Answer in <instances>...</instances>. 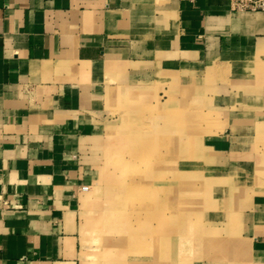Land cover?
<instances>
[{"label": "crops", "instance_id": "obj_1", "mask_svg": "<svg viewBox=\"0 0 264 264\" xmlns=\"http://www.w3.org/2000/svg\"><path fill=\"white\" fill-rule=\"evenodd\" d=\"M192 80L214 113L202 167L226 201L211 215L235 225L217 243L226 264H264V12L0 0V264H81V186L121 99Z\"/></svg>", "mask_w": 264, "mask_h": 264}, {"label": "rangeland", "instance_id": "obj_2", "mask_svg": "<svg viewBox=\"0 0 264 264\" xmlns=\"http://www.w3.org/2000/svg\"><path fill=\"white\" fill-rule=\"evenodd\" d=\"M120 108L91 152L92 181L79 212L81 264L145 254H165L171 259L159 262L168 264H213L214 253L215 264H226L227 246L217 242L235 225L211 215L226 200L213 195L202 167V133L214 126V113L199 84L142 87Z\"/></svg>", "mask_w": 264, "mask_h": 264}, {"label": "built area", "instance_id": "obj_3", "mask_svg": "<svg viewBox=\"0 0 264 264\" xmlns=\"http://www.w3.org/2000/svg\"><path fill=\"white\" fill-rule=\"evenodd\" d=\"M230 9L233 11H262L264 0H229ZM81 190L87 191L88 185H82Z\"/></svg>", "mask_w": 264, "mask_h": 264}, {"label": "bare ground", "instance_id": "obj_4", "mask_svg": "<svg viewBox=\"0 0 264 264\" xmlns=\"http://www.w3.org/2000/svg\"><path fill=\"white\" fill-rule=\"evenodd\" d=\"M99 223H100L101 226L103 225L102 222H99ZM105 223H107V222H105ZM105 223H104V226H105V228L107 230H108V228H112L111 227L112 225H108V224L105 225ZM107 254L108 253H105V256H107ZM142 257H146L147 258V255L146 254L142 255V256L134 255L131 260H129L128 258H122V260L116 258V259L110 260L109 264H137V263H133V261L135 259L138 260V261L140 260L139 264H145V263L146 264H168L166 261L165 262L164 261L159 262V259H171L170 257H167V255H165V254L164 255L157 254L156 256L152 254L151 257H148V258H151V259H145V258L143 259ZM152 259H153L154 262L151 261Z\"/></svg>", "mask_w": 264, "mask_h": 264}]
</instances>
